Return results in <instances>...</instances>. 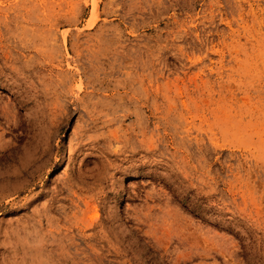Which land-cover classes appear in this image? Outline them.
<instances>
[{
    "label": "rangeland",
    "instance_id": "374dc122",
    "mask_svg": "<svg viewBox=\"0 0 264 264\" xmlns=\"http://www.w3.org/2000/svg\"><path fill=\"white\" fill-rule=\"evenodd\" d=\"M0 264H264V0H0Z\"/></svg>",
    "mask_w": 264,
    "mask_h": 264
},
{
    "label": "bare ground",
    "instance_id": "6f19581e",
    "mask_svg": "<svg viewBox=\"0 0 264 264\" xmlns=\"http://www.w3.org/2000/svg\"><path fill=\"white\" fill-rule=\"evenodd\" d=\"M78 73V69L77 70H75V73ZM74 76V75H73ZM72 76V77H73ZM75 76H77V75H75ZM59 101V100H58ZM78 102H79V98H78V96L75 98V100H74V103L76 104L77 103V105H78ZM73 103V102H72ZM81 104V103H80ZM73 106V105H72ZM74 107V106H73ZM78 107V106H77ZM73 109V108H72ZM66 110V112H68L67 111V109H65ZM74 110V109H73ZM75 110H76V108H75ZM86 110V109H85ZM83 111V110H82ZM69 113V112H68ZM75 113V112H74ZM67 114V113H66ZM66 114H64V115H66ZM85 116V115H84ZM64 117V116H63ZM84 123H86V122H84ZM85 125V124H84ZM92 126V125H91ZM85 127V126H84ZM79 131V130H78ZM77 131V132H78ZM96 131V130H95ZM52 132V131H51ZM81 132V131H80ZM86 138V137H85ZM91 141V140H90ZM94 141V140H93ZM81 142V141H80ZM78 146V145H77ZM76 146V147H77ZM103 148V147H102ZM107 148V147H106ZM105 151H108V150H105ZM103 151L101 150V152L100 153H102ZM43 162V161H42ZM40 164V163H39ZM34 165V164H33ZM35 166H36V163H35ZM42 167V166H41ZM34 168V167H33ZM35 170V169H34ZM40 171V170H39ZM76 181H74V180H70L69 179V177H68V179H67V181H65V182H62V183H64V185H65V187L66 188H70L71 186H72V184L73 183H75ZM58 188V187H57ZM57 192V191H56ZM55 192V193H56ZM58 193V192H57ZM55 195V194H54ZM55 198V197H54ZM51 204V203H50Z\"/></svg>",
    "mask_w": 264,
    "mask_h": 264
}]
</instances>
